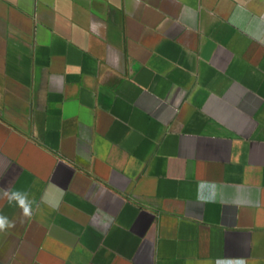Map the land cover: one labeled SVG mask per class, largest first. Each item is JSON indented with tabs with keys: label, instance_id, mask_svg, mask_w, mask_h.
I'll return each instance as SVG.
<instances>
[{
	"label": "crops",
	"instance_id": "1",
	"mask_svg": "<svg viewBox=\"0 0 264 264\" xmlns=\"http://www.w3.org/2000/svg\"><path fill=\"white\" fill-rule=\"evenodd\" d=\"M0 214V264H264V0H0Z\"/></svg>",
	"mask_w": 264,
	"mask_h": 264
},
{
	"label": "clouds",
	"instance_id": "2",
	"mask_svg": "<svg viewBox=\"0 0 264 264\" xmlns=\"http://www.w3.org/2000/svg\"><path fill=\"white\" fill-rule=\"evenodd\" d=\"M7 199L8 202L11 204L12 202H15L16 205L22 210V214L25 217L30 218L32 215V202L28 198V194L20 191H9L4 190L3 193ZM14 227V223L10 221L6 216L0 214V232Z\"/></svg>",
	"mask_w": 264,
	"mask_h": 264
}]
</instances>
